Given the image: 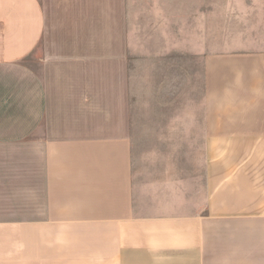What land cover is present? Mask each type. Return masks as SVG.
Returning <instances> with one entry per match:
<instances>
[{"label": "crops", "instance_id": "obj_1", "mask_svg": "<svg viewBox=\"0 0 264 264\" xmlns=\"http://www.w3.org/2000/svg\"><path fill=\"white\" fill-rule=\"evenodd\" d=\"M259 1L0 0V264H264ZM178 61L199 116L139 122Z\"/></svg>", "mask_w": 264, "mask_h": 264}, {"label": "rangeland", "instance_id": "obj_2", "mask_svg": "<svg viewBox=\"0 0 264 264\" xmlns=\"http://www.w3.org/2000/svg\"><path fill=\"white\" fill-rule=\"evenodd\" d=\"M258 7L259 18H257L258 16H254V18L249 16L252 19L247 18L244 22L255 23V28H260L262 30L260 34H263L264 0L258 2ZM181 17L180 15V19ZM215 19L214 17L212 18L213 38H216V34L219 32V29L214 24ZM181 41L187 42L183 34H181ZM214 50H220L219 45L216 43ZM198 69V62L190 61L134 65L137 120L139 122H148L152 120L176 119L181 116L188 122L195 116L198 117L199 102L202 98L200 88L197 87L200 73Z\"/></svg>", "mask_w": 264, "mask_h": 264}]
</instances>
